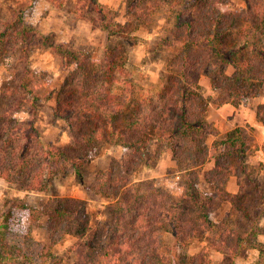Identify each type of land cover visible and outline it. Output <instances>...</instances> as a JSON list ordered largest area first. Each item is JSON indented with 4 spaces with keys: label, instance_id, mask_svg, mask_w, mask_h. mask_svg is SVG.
<instances>
[{
    "label": "trees",
    "instance_id": "trees-1",
    "mask_svg": "<svg viewBox=\"0 0 264 264\" xmlns=\"http://www.w3.org/2000/svg\"><path fill=\"white\" fill-rule=\"evenodd\" d=\"M10 1L16 7L0 19V62L15 54L12 66L23 64V69L13 72L16 84L0 88V179L26 192L47 194L55 176L67 175L69 166L80 179V166L106 144L128 152L98 170L86 187L108 201L105 208L112 215L97 225L90 240L84 239L90 228L84 202L52 197L29 214L32 226L46 218L47 243L38 262L10 241L12 213H0V264H50L52 250L66 238L77 240L71 248L72 264H213L206 249L190 257L181 254L195 240L222 254L224 264H235V258H246L250 250L258 251L254 264H264V245L258 241L264 235L260 226L264 199L252 210L241 184L254 143L251 129L235 127L209 146L207 139L219 133L206 119L208 99L198 84L201 77L208 79L217 91L213 101L218 106H241L257 96L264 86V0H243L241 11L225 9L224 0H129L130 25L135 29L153 25L164 13L169 27L162 42L180 44L162 88L146 97L133 98L120 87L118 76L126 66L122 46H108L100 59H94L62 44L46 45L65 68L72 67L54 97V117L65 124L68 134L67 144L58 147L44 143L31 120L16 119V114L38 106L27 60L42 46L40 36L24 20V12L36 0ZM46 1L62 6L68 0ZM76 3L82 19L100 24L109 37L124 38L114 29L112 13L97 0ZM261 110L264 106L256 109V120L264 123ZM152 143L153 158L165 151L171 154L180 195L154 179L134 180L151 156ZM209 162L212 167L204 170ZM232 176L238 184L235 195L226 190ZM201 183L209 191H201ZM224 203L246 225L231 224L229 213L220 223L212 222L211 216ZM167 236L174 240L172 249L166 245Z\"/></svg>",
    "mask_w": 264,
    "mask_h": 264
},
{
    "label": "rangeland",
    "instance_id": "rangeland-1",
    "mask_svg": "<svg viewBox=\"0 0 264 264\" xmlns=\"http://www.w3.org/2000/svg\"><path fill=\"white\" fill-rule=\"evenodd\" d=\"M101 5L112 13L114 29L119 31L124 37H109L100 28V24H94L89 20H84L77 12V0H68L62 6H54L46 0H36L32 8L24 12L26 24L32 26L40 36L42 47L34 49L28 56V68L32 72L37 91V105L33 111L26 109L16 114V119L20 122L32 121L38 130L44 143L54 146H62L68 142V134L65 124L54 117V97L62 84L67 73L71 70L65 68L61 58L56 55L46 45L62 44L70 50L87 52L94 59H100L106 47L120 45L126 51V66L124 74L118 76L120 87L130 91L133 98L146 97L157 93L168 77L169 62L177 54L180 44L169 42L164 44L166 31L169 27L164 13L157 15L153 25H140L136 29L127 22L126 12L130 4L129 0H97ZM16 6L10 0H1L0 19H5L8 12ZM224 8L229 11H241L245 8L243 0H224ZM87 17L91 18L88 9ZM84 12V11H83ZM123 28H119V27ZM44 45V46H43ZM164 45V46H163ZM15 54L9 55L8 59L0 62V88L9 84H16L12 79L14 73L23 69V64L12 66ZM229 74L231 70H228ZM203 96L208 99L206 108V119L213 126L218 122V126L226 129L227 123H222L220 116L215 112L214 99L217 91L210 88L206 77H201L198 82ZM263 89V90H262ZM261 92V93H260ZM264 96V86L258 92ZM263 93V94H262ZM259 94V95H260ZM258 95V94H257ZM264 105H256V109ZM263 113L264 111H259ZM228 117V116H227ZM248 128V127H246ZM216 129V127H215ZM227 129H230L227 127ZM254 129L251 128V135L254 138ZM224 135L207 139L210 146L212 141L223 138ZM255 142V141H254ZM155 144L151 145V156L136 171L134 180L154 179L158 185L165 187L174 194L180 195L178 188L179 174L176 172V165L169 151L163 152L159 158H153ZM260 147V148H259ZM264 154V142L261 146L254 144L251 146L247 156V172L242 173L241 184L246 193V203L252 210L259 208L260 202L264 199V162L257 160L256 156ZM128 151L113 143L106 144L100 151L90 159L88 163L80 166L81 178L78 179L75 171L68 168V174H58L54 178V188L49 193H33L21 190L16 185H10L0 179V213L10 211L13 220L11 221V234L9 239L12 243L21 245L27 255L38 262L39 254L47 243L46 231L44 229L46 218H39V225L32 226L29 214L33 210H38L44 203L52 197L76 198L85 204V210L90 216V228L85 236V240H90L93 231L98 224L110 221L112 215L106 210L108 201L89 193L87 185L92 181L94 174L101 169H105L112 159L120 160ZM212 162L204 165V170L210 169ZM256 185L257 190L253 185ZM201 191H209L203 183L200 184ZM227 205V206H226ZM232 212L229 203H224L212 216L211 221L220 223L221 220ZM262 219H260L261 222ZM230 223L246 225V221L235 218V214H230ZM77 240L66 238L62 240L52 250L53 258L51 263L62 262L72 264L74 262L71 248ZM166 245L172 249L175 245L171 236L166 237ZM213 264H224L225 258L208 247L203 241H191L181 254L187 257L200 254L205 251ZM242 264H252L249 260L242 261Z\"/></svg>",
    "mask_w": 264,
    "mask_h": 264
},
{
    "label": "crops",
    "instance_id": "crops-1",
    "mask_svg": "<svg viewBox=\"0 0 264 264\" xmlns=\"http://www.w3.org/2000/svg\"><path fill=\"white\" fill-rule=\"evenodd\" d=\"M263 90V89H262ZM261 93V92H260ZM258 93V95L251 99L246 101L241 106H231L229 104H223L220 106H215V112L218 116H220V120L222 123H227L225 127L226 129L220 128L217 123H214V126L216 127V130L218 131L219 135H226L228 132H230L235 127H248L254 129V144H259L261 146L264 142V123H259L256 120V105H264V96H261V94ZM260 94V95H259ZM263 94V93H262ZM228 116V117H227ZM229 127L230 129H227ZM215 138V137H212ZM213 142V141H212ZM211 142V143H212ZM260 148V147H259ZM257 154L260 153V151L256 152ZM257 160H261L264 162V154H258L256 156ZM226 190L228 193L235 195L238 192V184L235 176H232L229 178L227 184H226ZM227 206V205H226ZM260 226L264 227V218L260 222ZM258 241L264 245V235H261L258 237ZM258 257V251L257 250H250L248 253V256L246 258H235L234 263L235 264H242V261L247 260L251 261L252 264H254L255 260Z\"/></svg>",
    "mask_w": 264,
    "mask_h": 264
}]
</instances>
